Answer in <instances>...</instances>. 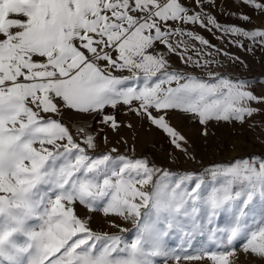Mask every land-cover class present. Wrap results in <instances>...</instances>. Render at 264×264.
<instances>
[{"label": "snow or ice", "instance_id": "obj_1", "mask_svg": "<svg viewBox=\"0 0 264 264\" xmlns=\"http://www.w3.org/2000/svg\"><path fill=\"white\" fill-rule=\"evenodd\" d=\"M242 3L264 15V0ZM205 4L216 6L0 0V264H234L238 244L264 264V156L167 170L115 147L97 152L92 134L78 129L74 136L62 119L69 110L95 113L115 130L106 109L126 106L186 155L185 138L170 125L174 111L205 128L258 114L253 105L264 106V96L247 79L212 72L205 48L216 46L182 26L240 38L227 42L249 52L264 48V30L222 25ZM176 37L201 47L171 43ZM170 55L184 68H173ZM77 205L113 217L110 226L120 233L127 230L117 219L132 222L135 239L94 232ZM172 236L179 237L175 249L166 242Z\"/></svg>", "mask_w": 264, "mask_h": 264}, {"label": "rangeland", "instance_id": "obj_2", "mask_svg": "<svg viewBox=\"0 0 264 264\" xmlns=\"http://www.w3.org/2000/svg\"><path fill=\"white\" fill-rule=\"evenodd\" d=\"M215 5L211 7L205 4L204 9L222 25L264 30V16L263 18L257 17L256 12L242 3V0H215ZM240 14L249 15L251 21L245 24L237 18ZM182 27L195 35L206 38L216 46V49H222L232 56L239 57V60L243 62L242 64L232 63L228 57L217 54L216 49L205 48V57H214L215 60L212 72L234 79H247L254 87L255 94L264 96V48L256 47L255 51H245L227 42L240 38L225 37L221 40L215 29L209 32L198 25H183ZM180 39L185 40L189 48L201 47L196 40L188 37H176L170 42L175 44ZM243 42L247 47H253L250 42L246 40ZM168 59L173 68H184L179 55H170ZM193 74L207 78V70L203 73L197 70ZM253 107L259 109L258 114L249 118L244 124L210 121L206 128L191 115L174 111L169 116L170 125L185 138L182 143L187 150L186 155L170 144L168 138L154 126L128 111L126 106L106 109L108 113L116 117L118 128L115 130L100 123V118L95 113H72L68 124L74 136L78 135V129L92 134L96 139L97 152H106L115 147L126 157L133 159L148 157L156 165L163 166L167 170L198 171L202 165H210L214 161H232L253 155L257 158L264 156V106L253 105ZM77 212L81 217L90 218L89 224L94 232L121 234L129 242L135 239V227L130 221L116 220V223L127 230L120 233L119 229L110 226L114 218L105 216L102 211H89L77 205ZM201 241L202 238H197V244ZM166 242L169 248L175 249L179 243V237L172 236ZM205 247H207L206 244ZM230 260L234 264H260L257 259L246 255L239 244ZM182 264H187V262H182ZM200 264H208V261L204 260Z\"/></svg>", "mask_w": 264, "mask_h": 264}, {"label": "crops", "instance_id": "obj_3", "mask_svg": "<svg viewBox=\"0 0 264 264\" xmlns=\"http://www.w3.org/2000/svg\"><path fill=\"white\" fill-rule=\"evenodd\" d=\"M256 14H257V17H262L263 18V16L264 15H261V14H259V13H257L256 12ZM259 21V20H258ZM263 21V19L261 20V22ZM260 22V21H259ZM69 113L70 114H66L62 119H63V121H64V123L70 128V125L68 124V121H69V119H70V117H71V114L72 113H75V114H79V113H76V112H74V111H71V110H69Z\"/></svg>", "mask_w": 264, "mask_h": 264}]
</instances>
